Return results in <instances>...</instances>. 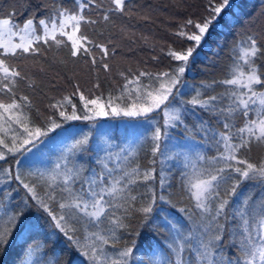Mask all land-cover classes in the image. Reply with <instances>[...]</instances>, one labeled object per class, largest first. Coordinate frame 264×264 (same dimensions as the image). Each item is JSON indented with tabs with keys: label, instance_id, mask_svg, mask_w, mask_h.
Wrapping results in <instances>:
<instances>
[{
	"label": "snow or ice",
	"instance_id": "obj_1",
	"mask_svg": "<svg viewBox=\"0 0 264 264\" xmlns=\"http://www.w3.org/2000/svg\"><path fill=\"white\" fill-rule=\"evenodd\" d=\"M111 3L115 8L109 10H125V0H111ZM77 4L76 12L54 7L50 15L39 19V29L33 18L22 26L8 18L0 19V161L6 160L8 154L31 152L50 132L62 127L54 116L48 117L43 126L32 121L27 111L31 107L29 98L18 97L15 91L18 80L25 77L4 57L38 54L40 48L36 45L51 41L57 47H68L73 57L89 58L93 65L97 63L94 50L99 49L101 66L109 70V65L103 62L109 56L108 47L81 34L82 23H96L84 15L85 9L93 4L99 7V4L96 0H77ZM228 5L229 0H221L220 4L209 0V17L203 21H186V26L190 25L195 31L186 32L182 28L177 35L195 43L180 51L169 49L167 55L178 62L171 71L140 72L131 79L124 76L123 88L115 97L109 94L107 98H88L79 85H74L76 91L72 95H78L82 102V116L69 96L49 105L63 121H92L108 116L143 117L147 121L150 113L162 110L164 130L157 126L152 131L151 151L153 157L159 154L162 164L182 158L181 186L189 207H181L179 211L185 214L187 226H178L171 214H158L153 218L158 200L171 203L163 195L168 176L162 169L159 181L162 191L158 195L149 183L156 180V169H141L132 159L137 155L138 144L115 153L108 148L105 156L98 157L99 168H88L77 160V156L87 150L90 139V133H83L61 153L49 171L22 174L3 169L6 177L14 175L26 195L17 202L10 192L0 193V253L22 240L21 246H26L22 264H53L45 259L46 242L53 235L62 234L89 264H132L134 251H140L137 240L143 236L153 249H160L153 253L155 258L150 264H264V194L256 196L253 191L254 186H259L264 193V159L254 163L241 154L250 151L253 144L264 145V88L257 87L264 85V71L256 63L258 56H264V44L259 43L255 35L238 42L233 49L229 75L218 82L225 86L224 92L206 95L217 83L213 82L193 89L191 98L180 99L178 106L169 102V97L175 101L180 96L177 85L182 82L190 58ZM103 18L108 20L109 17L104 15ZM144 77L147 80L142 82ZM95 87L99 88V84ZM185 105L218 117L222 130L211 128L205 121L198 125L199 131L214 142L215 156H207L198 147L194 155L187 152L173 155L167 144L162 150V142L169 141L168 129L184 124L183 113L189 111ZM238 115L244 117L240 127L235 123ZM19 163L17 159L16 164ZM150 163L155 164L156 159ZM245 182L253 187L241 189ZM138 185H143L144 190L140 191ZM30 200L46 213L56 232L41 238L44 231L41 218L25 215L32 207ZM137 216L136 231L131 233L135 239L118 248L122 240L120 234L132 227L129 221ZM18 226L17 239L13 240ZM145 226L167 231L163 245L167 252L147 231H140Z\"/></svg>",
	"mask_w": 264,
	"mask_h": 264
},
{
	"label": "trees",
	"instance_id": "obj_2",
	"mask_svg": "<svg viewBox=\"0 0 264 264\" xmlns=\"http://www.w3.org/2000/svg\"><path fill=\"white\" fill-rule=\"evenodd\" d=\"M96 3L99 4V7L93 4L84 12L86 17L96 21V23H82L81 34L86 35L89 40L97 44L108 47L109 56L103 62L109 65V70L106 71L101 66L99 49L94 50L97 63L93 65L89 58L84 56L73 57L68 47L63 45L57 47L51 41H49V44L41 42L36 45L40 48L38 54L4 57L10 66H15L25 77V79L18 80L15 91L18 97L27 96L29 98L31 107L27 111L30 112L32 121L36 125L43 126L47 123L48 117L54 116L62 123L61 128L50 132L48 136L57 135L62 130L68 131L72 127L77 129L97 128L99 122L104 119V117H98L92 121L83 119L63 121L58 116L57 111L49 107V105L54 104L63 97L69 96L73 103L77 105L78 114L84 115L79 96L72 95L76 91L74 85H79L80 90L88 98H94L95 96L107 98L109 94L115 97L120 94L123 88L124 76L131 79L140 72L157 74L171 71L178 62L167 55L169 49L180 51L193 46L195 43L178 36L177 33L182 28L186 32L195 31L190 25L186 26L187 20L203 21L211 15L209 0H125V10L123 12L109 10L115 8L111 0H96ZM214 3L220 4L221 0H214ZM54 7H63L70 12L78 10L77 0H0V19L8 18L14 24L22 26L27 19L33 18L39 29V19L50 15ZM104 15L109 17L108 20L103 18ZM249 35H255L258 37L259 43L264 44V0H229V5L216 17L208 33L190 58L182 82L177 85V88L181 90L180 96L186 90L189 94L187 93V98L184 100H188L193 94V89L213 82L217 83L213 85V89L207 90L206 95L208 92L213 95L224 92L225 86L218 82L229 75V67L233 63L234 47ZM256 63L261 71H264V56H258ZM146 80L147 77L142 78V82ZM97 84H99V88L95 87ZM257 87L264 88V85ZM180 96L176 97L175 101H173V97H170L169 102H179L182 99ZM224 103H227L226 99ZM185 107L189 111L183 113L184 124L168 129L169 141L171 142L163 141L162 150L167 143L173 144L174 140L186 139L188 143L196 145L195 150L197 147L202 148L207 156H215L217 152L214 142L210 137L204 136L199 131L198 125L200 121H205L211 128L222 130L218 117L199 108L193 110L190 105H185ZM68 111L71 112L70 107ZM121 118L122 116L105 118L109 130L114 129L118 136L121 135L118 130H123L125 126L119 127V122L115 123L114 120H120ZM148 119L151 123L153 122L152 125H147V121L137 124L147 129H141L140 132H143L142 136L145 139L138 145L137 155L132 159L139 163L141 169L153 167L156 169V180L149 183L158 195L162 191L159 181L163 169L168 176V183L163 189V195L171 201V203H166L158 200L152 214L153 218L158 214L161 216L171 214L178 221V226H187L185 214L179 211L181 207H189L187 194L181 186L182 158L166 160L162 164L159 154L153 157L150 137L155 127L160 126L161 130H164L162 110L153 112ZM235 123L237 127L242 126L244 117L238 115ZM132 145L134 144L132 143ZM86 147L87 150L81 153V157L89 153V159H92V161L80 162L88 168L98 169L99 149L93 144ZM4 151L7 150L4 149ZM175 152L171 153L175 155ZM26 153L24 151L16 153V155L8 154L6 160L0 161V172L3 169L10 168L15 173L18 166L16 160ZM241 154L251 162L259 163L261 159H264V145L253 144L250 151H242ZM153 159H156L155 164L150 163ZM6 185L7 188L2 187L0 193L10 192L15 201H21L26 195L25 190L15 180L14 175L8 177ZM137 187L140 191L144 190L143 185ZM249 187H253L249 182L241 185V189H248ZM253 191L256 196L264 194L261 193L259 186H254ZM253 198L255 199V196ZM30 204L32 207L28 209L25 215L28 218L34 216L41 218L40 223L44 229L41 238L45 234L56 232L46 213L38 209L34 201L30 200ZM172 205H176V207ZM138 219V216L130 219L129 223L132 227L120 234L122 240L118 244V248L123 247L124 244H131V241L135 239L131 233L136 231ZM18 231L19 226L13 232V240L17 239L16 233ZM140 231L142 233L147 231L154 238V242L158 243L164 252H167V249L163 247L168 236L166 230L157 231L148 229L145 226ZM9 243L11 244V241ZM21 244L22 240L17 245L7 247L4 253H0V264H22L26 246L22 247ZM136 246L140 251H134L135 259L132 264H140L141 261H143V264H150V261L155 258L153 253L160 251V249H153L143 236L137 240ZM110 251L114 252L116 249H110ZM45 253L47 254L45 259L53 261V264H56V262L58 264H89V261L62 234H59L58 237L53 235L51 239L47 240ZM229 255H231V249H229Z\"/></svg>",
	"mask_w": 264,
	"mask_h": 264
},
{
	"label": "rangeland",
	"instance_id": "obj_3",
	"mask_svg": "<svg viewBox=\"0 0 264 264\" xmlns=\"http://www.w3.org/2000/svg\"><path fill=\"white\" fill-rule=\"evenodd\" d=\"M181 91V90H180ZM188 91H183L181 94L182 99L187 98ZM189 94V93H188ZM170 98V97H169ZM173 102V101H172ZM175 103V102H173ZM178 106V102L176 103ZM149 115H152L150 113ZM110 117V116H108ZM104 117L102 121L99 122V126L97 128L93 127L91 129H84L76 127H72L68 131L62 130L57 135L47 136L43 138L44 142L40 143L37 148H34L31 152H27L19 159L20 163L17 166V171L20 173H28L29 171H49L52 169L61 153L66 150V148L73 142V140L78 139L80 135L83 133H90V139L88 143V147L90 144H93L96 148L99 149V157H103L106 155V149L110 148L111 151L118 152L123 148L128 147L129 145H139L145 139L140 132L141 129H147L146 127H141L139 124L146 122L143 120L145 118H127L122 117L120 120H114V122H119V127L125 126L123 130H118L121 135L118 136V133L115 132L114 129H110L107 127L106 119ZM124 119V120H123ZM164 119V117H163ZM139 120V121H138ZM147 120V125H152L153 122H149ZM113 122V123H114ZM101 123V124H100ZM125 124V125H123ZM90 128V126H89ZM116 133V134H115ZM117 135V137H116ZM168 150L175 153H189L194 155L196 145L192 143H188L186 139L175 141L172 143H167ZM174 153V154H175ZM90 154L86 153V156L81 157V154L77 156V160L80 161H89ZM2 170V169H1ZM6 180L8 182V177L5 176L4 172H0V189L7 188Z\"/></svg>",
	"mask_w": 264,
	"mask_h": 264
}]
</instances>
